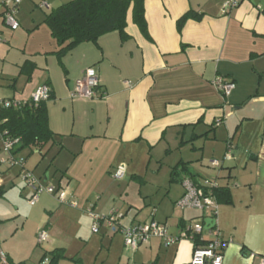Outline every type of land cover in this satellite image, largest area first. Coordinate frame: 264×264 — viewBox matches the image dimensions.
<instances>
[{
  "label": "crops",
  "instance_id": "1",
  "mask_svg": "<svg viewBox=\"0 0 264 264\" xmlns=\"http://www.w3.org/2000/svg\"><path fill=\"white\" fill-rule=\"evenodd\" d=\"M69 1L22 0L15 11L18 28L14 31L7 28L4 8L0 6V107L2 101L30 100L43 84L50 88L45 106L54 141L41 149L28 150L40 158L35 160L34 177L44 187L63 192L66 203L60 204L52 196L40 194L46 196L39 207L48 214V219L44 226L36 227L35 236L44 228L50 247L42 255L55 249H62L65 254L73 240L69 228L74 216L83 218L86 226L91 221L92 227V219L84 216L87 209L94 210L99 217L108 214L99 205L104 202L103 194L96 197L95 203L91 202L99 186L95 185L93 193L84 195L79 189L80 182L73 190L74 178L71 175L64 179L61 171L62 164L70 169L90 140L113 144L107 169L113 167L114 174L122 167L124 177L129 167L121 160L120 153L126 149L143 148L145 157L157 151L168 155L173 150L179 151L184 157L178 165H184L195 181L203 187L210 183L224 188L230 196L229 203L217 202L214 218L224 244L223 264H261L264 258V0H233L238 5L228 11H224V5L232 0H145L148 38L128 15L126 38L113 32L96 43H82L57 54L58 46L43 21L51 10ZM42 4L45 6L41 7ZM189 11L202 16L185 22L178 33L176 23ZM24 65L35 68H27L25 73ZM56 68L62 70L61 79ZM89 68L97 72L103 97L95 101L71 100L69 94ZM37 75L44 78L32 87ZM216 77L234 82V89L226 99L211 85ZM216 122L218 126H214ZM21 154L22 151L16 157ZM226 155L230 158L226 159ZM50 156L49 164L41 163ZM213 161L219 162V167L211 166ZM5 165L9 170L15 168ZM184 171V179L191 178ZM7 174L12 178L14 171ZM24 189L20 195L29 199L32 190ZM11 190L7 179L0 178V199L8 193L12 195ZM183 194L181 182L179 188L172 189L170 200L152 207L149 216L139 220L134 216L126 225L121 220L111 226L103 221L99 223L98 229L113 228V235L118 234L110 240L111 244L116 238L111 246L118 247L115 262L111 264H189L194 248L204 247L212 240L208 231L194 240H180L167 246L161 238L153 237L134 251L125 246L122 233V229L131 225L154 221L175 237L193 220L210 216L207 211L180 208ZM213 198L217 201L215 195ZM143 199L146 200H142V205L146 207L147 196ZM132 209L129 206L126 215ZM111 211L122 214L120 209ZM90 232L93 236L88 240L94 239L91 248L99 247L95 233ZM103 242L104 238L101 245ZM8 254L4 255L14 264Z\"/></svg>",
  "mask_w": 264,
  "mask_h": 264
},
{
  "label": "rangeland",
  "instance_id": "2",
  "mask_svg": "<svg viewBox=\"0 0 264 264\" xmlns=\"http://www.w3.org/2000/svg\"><path fill=\"white\" fill-rule=\"evenodd\" d=\"M7 28L11 30L9 27ZM56 75L59 79L62 78L60 68H56ZM43 78V76L37 75L32 82V87L38 85ZM30 88L31 86L28 89ZM71 120L72 117L69 121L71 122ZM113 149V144L104 145L89 140L85 143L82 153L75 157L70 169H67V164H62L61 171L64 174V179L71 175L74 178V183L71 185L73 190L77 188V183L80 182L81 188L79 189L83 191L84 195L93 193L92 188L95 185L99 186L100 188L94 192L95 198L91 202L95 203L96 197L103 194L104 202L99 203V205L102 211L104 213L108 211V214L102 216H108L111 212L119 214L111 211V209H120L121 215L124 214L120 220L126 225L134 216L138 217V220L149 216L152 207L160 201L170 200L171 196L169 195L172 194V189L179 188V183L184 179L182 168L178 166V161L184 155L173 150L169 155L157 151L152 153L151 156L145 157L143 148L126 149L120 153V156L122 157L121 160L129 167V170L122 180H115L113 179V167L107 169L112 160L111 153ZM25 157H27V160ZM4 158L5 155L0 140V178L2 181L7 179L10 188H12V195L8 193L4 199H0V251L4 254H11L8 255L12 258L14 264H41L42 253L49 251L50 247L47 245L48 242L39 245L35 232L36 227L44 226L46 219H48V214H45L39 207L46 196L39 195L38 203L30 206L27 203L28 197L20 195L24 192V188H27L26 184L21 182L23 172L17 166L9 170V167L5 165L7 163L2 162ZM17 158L25 159V170L34 176L32 170H35V160H40L39 156L30 153L27 149L22 151V154L18 155ZM51 158L50 156L41 163L49 164ZM149 161L150 163H148ZM10 171H14L12 178L7 174ZM142 196H147L149 205L146 207L142 205V200H146ZM129 206L133 207L132 213L126 215L125 212L129 209ZM16 208L18 209L17 212L15 211ZM93 211L94 215L99 216ZM86 215L87 212H84V216ZM77 217L74 216L72 227L69 228L71 231L69 236L73 240L71 245L66 247L64 254L66 260L61 261L59 264H77L75 263L77 260H79L78 264H111L115 262L114 258L118 254V247L111 245L116 241L118 234L113 235V228L105 231L99 227L97 233L94 234L99 247L93 249L91 245L94 239L88 240L93 236L90 232L91 221L88 220L90 223L88 222V226H86L85 220ZM43 229L40 228L38 232ZM112 237L116 238L110 244ZM80 238L83 239V242L79 241ZM102 238H104L103 245H101ZM98 248H100V251H98Z\"/></svg>",
  "mask_w": 264,
  "mask_h": 264
},
{
  "label": "built area",
  "instance_id": "3",
  "mask_svg": "<svg viewBox=\"0 0 264 264\" xmlns=\"http://www.w3.org/2000/svg\"><path fill=\"white\" fill-rule=\"evenodd\" d=\"M22 0H0V6L4 8L3 20L5 24L11 29L16 30L18 28V23L15 19V11L18 6L21 4ZM237 1H228L224 5V11L237 7ZM45 5L42 4L41 7ZM1 43V41H0ZM212 87L219 92L224 99L229 97L230 93L234 89V84L231 81L226 80L222 77H216L211 82ZM100 85L97 72L94 68L87 69L82 78L79 79L72 92L69 94V98L73 101H95L103 97L100 93ZM50 97V88L47 84H43L36 89L32 94L31 100L33 103L45 102ZM21 102L15 100L2 101L1 106L4 108L8 107H19ZM219 122L215 123V126H218ZM2 143L3 153L5 158L2 162H6L11 166H17L23 172L22 180L26 184L27 188L32 190V196L28 199L27 203L30 206H34L38 197L41 193H46L53 198H55L60 204L66 203V198L60 190H56L53 187H44L40 182L32 175V173L25 170V160L17 157H14L11 152L14 146L18 143V139H10L5 136H0ZM226 159L230 157L225 156ZM219 162L213 161L211 166L219 167ZM124 177V169L118 167L114 174L113 179L121 180ZM182 186L184 188V194L179 202L180 208H188L192 210H198L208 212L210 216H201L200 218L193 220L189 226L185 227L180 233L173 237L169 235L167 228L162 226L154 221L146 222L143 224L131 225L128 228L122 229L124 235L125 246L134 251L140 246L147 244L148 241L153 238H161L165 245L174 244L180 240H194L199 236L204 230V218H210L214 220L218 204L217 201L213 198L210 193V189L214 188L212 184H207L203 187L197 181L186 178L182 181ZM87 215L92 219V233H97L99 223L102 221L105 222L108 226H111L117 223L122 219V215L111 212L106 217H99L92 213L90 209H87ZM213 236L206 246L204 247H195L192 253L191 261L189 264H223V253L224 244L221 241L219 231L214 227H208L207 230ZM38 244L46 242L48 239L47 232L43 229L37 233ZM0 264H7V257L0 252ZM41 264H48V259H44ZM261 264H264V258L261 260Z\"/></svg>",
  "mask_w": 264,
  "mask_h": 264
},
{
  "label": "trees",
  "instance_id": "4",
  "mask_svg": "<svg viewBox=\"0 0 264 264\" xmlns=\"http://www.w3.org/2000/svg\"><path fill=\"white\" fill-rule=\"evenodd\" d=\"M144 6L145 0H71L51 10L43 22L58 46L57 54H60L82 43H96L100 37L113 32L126 38L128 15L139 32L148 38ZM201 16L193 11L186 13L176 23L178 33L185 22L199 20ZM30 67L35 68L24 65L22 72L28 73L26 71ZM229 81L234 84L232 80ZM45 103H33L30 99L21 102L19 107H0V136L18 139L11 152L14 157L25 149H41L54 141L55 135L48 126ZM178 166L185 170V174L191 175L184 165ZM190 177L195 180L194 176ZM210 193L216 196L217 202H230V196L224 188H211ZM44 259H48V264H58L64 259V251L55 249L44 253L40 262ZM7 264H10L8 259Z\"/></svg>",
  "mask_w": 264,
  "mask_h": 264
},
{
  "label": "water",
  "instance_id": "5",
  "mask_svg": "<svg viewBox=\"0 0 264 264\" xmlns=\"http://www.w3.org/2000/svg\"><path fill=\"white\" fill-rule=\"evenodd\" d=\"M203 223H204V227H203L204 231L207 230L208 227H210V228L214 227L216 224L215 221L210 219V218H204Z\"/></svg>",
  "mask_w": 264,
  "mask_h": 264
}]
</instances>
